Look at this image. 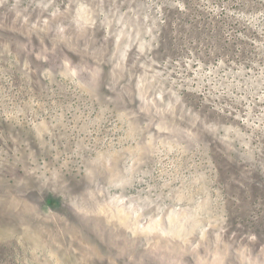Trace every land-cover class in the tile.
Wrapping results in <instances>:
<instances>
[{
    "label": "rangeland",
    "instance_id": "1",
    "mask_svg": "<svg viewBox=\"0 0 264 264\" xmlns=\"http://www.w3.org/2000/svg\"><path fill=\"white\" fill-rule=\"evenodd\" d=\"M0 264H264V0H0Z\"/></svg>",
    "mask_w": 264,
    "mask_h": 264
}]
</instances>
